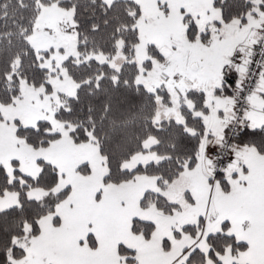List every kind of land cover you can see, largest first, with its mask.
<instances>
[{
  "label": "snow or ice",
  "instance_id": "snow-or-ice-1",
  "mask_svg": "<svg viewBox=\"0 0 264 264\" xmlns=\"http://www.w3.org/2000/svg\"><path fill=\"white\" fill-rule=\"evenodd\" d=\"M0 264H264V0H0Z\"/></svg>",
  "mask_w": 264,
  "mask_h": 264
}]
</instances>
